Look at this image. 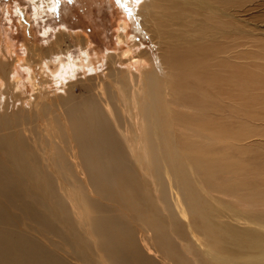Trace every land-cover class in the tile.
<instances>
[{
    "label": "bare ground",
    "instance_id": "1",
    "mask_svg": "<svg viewBox=\"0 0 264 264\" xmlns=\"http://www.w3.org/2000/svg\"><path fill=\"white\" fill-rule=\"evenodd\" d=\"M28 1L36 20L56 12L57 0ZM125 1L130 2L109 0L118 21L125 18ZM134 1L136 12H130L129 18L141 19L136 32L145 30L158 45L170 71L168 80L160 77L156 64L147 71L148 51L135 56L125 50L131 44L127 31L133 23L121 21L119 56L139 69V76H118L115 84L111 82L116 90L111 94L100 80L109 73L96 72L97 85L87 80L93 85L91 94L85 98L70 94L63 101L55 94L57 102H47L52 88L73 76L94 73L107 56L114 66V55L105 57L86 33L74 35L80 47L76 57L64 48L62 33L48 51L19 45L13 39L25 21L15 22L14 6L5 7L11 37L5 44L0 42V225L10 221L9 208L20 201V194L29 195L22 198L36 204L47 202L45 185L54 198L47 207L70 231L72 253L80 264H90L88 256L96 260L94 264H121V259L124 264H264L263 177L250 185V175L238 171L240 175L232 180L244 185L224 192L209 176L214 171L227 173L239 164L238 158L240 170H264V23L259 21L258 26L251 19L255 14L264 18V0ZM22 11L18 16L30 23L27 11ZM49 32L46 29L45 36ZM250 66L259 69L253 72ZM9 87L23 102L19 113L11 112L9 98L4 101ZM26 99L33 109L26 110ZM25 111L30 114L22 118ZM249 139L254 140L247 143ZM109 157L123 163L118 172L121 184L112 174ZM231 157L234 164L228 163ZM95 161L100 167L94 168ZM128 167L136 170L133 177L128 176ZM72 170L88 183L87 189L89 172L104 173L109 179V185L100 188L105 194L119 188L116 206H123L125 214L114 215L113 229L107 226L113 212L96 216L95 199H87L78 185L65 179L76 180ZM58 187L65 200L58 196ZM213 191L234 199L218 198ZM126 194L131 195L129 201ZM235 204L253 211L243 217ZM125 216L137 227L120 225ZM6 232L0 227V263L27 264L28 255H38L27 238L12 242Z\"/></svg>",
    "mask_w": 264,
    "mask_h": 264
},
{
    "label": "rangeland",
    "instance_id": "2",
    "mask_svg": "<svg viewBox=\"0 0 264 264\" xmlns=\"http://www.w3.org/2000/svg\"><path fill=\"white\" fill-rule=\"evenodd\" d=\"M61 1L62 0H57V5H56L57 9H56V12L53 15V17H48V18L44 17V18H42V20L41 19L36 20L35 12L33 11V6H32V4H30L31 2H29L28 0H9L7 2H0V42L5 44L8 40V38L11 37L10 36L11 33H10L9 25H8V23H9L8 16H7L6 11L4 10L5 7L7 6V4H10L11 6H14V8H13V10L15 12L14 15H15V17H17L16 19H14L15 22L20 20V18L22 20H24L25 22H27V23L24 22L23 28L19 27V30L17 32H15L17 34V36H16V39H13V40L15 42H18L19 45L24 44V45L31 46L33 44V45H35V47L37 49H40V50L45 49V51H48V47L51 45H54V42L57 41V35L59 33H62L61 41L63 43L64 48L68 47V49L71 51V55L76 57L80 54V51H79L80 47H79L78 43H76L77 41L75 38V36H76L75 33H81V34L86 33V35L90 36L93 39L94 46H96L98 48L100 47V51L103 53V55L105 57L107 55H110V54L114 55V57L112 59L114 60L115 65L112 66L109 63L111 61H107V59H108L107 58L108 56H107L103 62L104 65L103 64L97 65L98 68L96 70H92L94 73L89 72L88 75L86 74L87 76L80 75V74L73 76L70 80H66L65 83L59 84L58 85L59 87L56 85L54 88H52L51 92L47 93V95H48L47 102L48 101L57 102V100H55L56 95L60 97L61 101H63L65 98H68L70 96V94L74 95L78 98H85L88 94H91L93 92V85L91 83L87 82L88 78H91L95 85H97V79L98 78L100 79V77L97 76V74H95L96 72H100L102 74H105V76L109 73L108 78L102 77L100 80L105 84L106 88L109 89V92H111V94L116 93V90L114 88H111V82H112V84H115V80L118 76H121L123 73H128V74L132 73L135 77L139 76V74H140L139 69H136L133 66L130 67L128 62L126 60H121V57L119 56L122 49H120L118 47V42H117L118 27L117 26H118V24L120 25L123 21L128 22V23L130 22V24L133 23V24H131L132 26L129 27L130 29H128V31H127L128 37L131 38V44L128 45L129 47L126 46L125 50L128 49V51H130V52L133 51L132 54H134L135 56H136V54H139L143 50L148 51V53L145 55V58H144L146 65H149L147 68V71H152L153 70L152 65L154 66L156 64L155 66L158 68V69L156 68V71L158 73L160 72L159 73L160 77L162 79L165 78L164 80H168V78H169L168 76H170V71L166 70L167 67L162 60V54L159 50L158 45L154 44L151 37L148 36L149 34L147 32H145V30L143 32L145 35L143 33L141 34V33L136 32L137 28L141 29V24H139V23H141L140 22L141 19L138 20V22H136V21L134 22L133 20H130V18H129L130 12H136L134 0H130V2L125 1L126 3L124 2L126 4L125 5L126 12L124 13L125 18L120 19L119 21L116 20L115 17L112 15L113 10L110 7L109 0L108 1L107 0H75V1L74 0L73 1L66 0V2H67L66 5L63 3V1L62 2ZM78 1H80V2L78 3ZM105 1L108 3H106ZM138 2L140 4H142V0L138 1ZM22 9L26 10L27 15L30 16V23L23 16H21V17L18 16L19 13L23 15ZM69 9H71V10H69ZM16 11L18 13H16ZM65 14L67 17L65 16ZM68 14H69V17H68ZM255 16H256L255 19H253V18H251V19H252V21L255 20L256 22H258V26H259V21H260V23L261 22L264 23V18L260 20V18L258 17L259 16L258 14H255ZM65 18H67V19L65 20ZM46 29L50 30L49 35H46L48 37H46L44 34V31ZM25 55L26 56L28 55V57H29L28 59H30L32 57V55L27 54V53H24V56ZM33 57L30 59L31 62L35 61V59H36ZM116 59L120 60L119 63H117L118 61H115ZM10 60H12V59H10ZM10 60H8V62H10ZM252 62H254V61H252ZM255 62H257V61L255 60ZM164 65H165V67H164ZM101 66H102V68H101ZM127 67H128V69H127ZM250 67H252L253 72H255L257 69H259V67H253V66H250ZM99 68H101V69H99ZM114 70H116V71H114ZM127 71H129V72H127ZM133 71H135V72H133ZM136 71H138V72H136ZM144 71H146V70H144ZM8 89L10 91L12 90L11 92L14 93L13 89H10V87ZM10 91H9V95H5L6 98H4V101L9 98L11 101V103H9V105H10L9 107L11 108V112L12 113L13 112L19 113L20 112L19 110L23 109V102L19 101V96L17 98V95H15V93H14V95H15V97H14L13 93H11ZM69 91H70V93H69ZM43 92H45V90H43ZM238 92H241V90L237 91L236 93H238ZM26 102H27V104H26L27 106L25 105V107H27L26 110L33 109L32 106L29 104L28 99L25 100V103ZM5 103H3L2 106H4ZM14 103H17V104H14ZM29 105H30V107H29ZM117 107H118V109L121 110L119 105H117ZM29 114H30L29 111H25V113L22 114V118L28 116ZM252 140H254V139H249V141H246V142L250 143ZM261 141L262 140H260V142ZM246 142H244V144ZM109 160L112 164V170H111L112 174L115 176V178L121 184V177L118 174V172H119L120 166L123 163H119V161H114L112 157H109ZM235 161H236L235 158L231 157L229 159L228 163L234 164ZM238 161L240 164L241 160L239 158H238ZM239 164L232 165L231 168L229 169L230 171H228L227 173L214 171V172H211L209 174V176L212 178L213 181H217L218 183H220L219 186L222 188V191H224V192L228 188H233L235 190H238L240 187H242V185H244L242 180L238 181V182L232 180L235 178V176L240 175V174L246 173V174L250 175L249 181H248L250 185H252L253 183H255L257 181L262 180V179H260L262 177L264 179V170L263 171H254L252 169L240 170V169H238ZM97 166L100 167V164L98 161H95L94 168H98ZM238 171H240L239 172L240 174L238 173ZM133 172H136V170L132 171L128 167V169H127L128 176L133 177L134 176ZM72 174L74 175V179H76V180L72 181L68 177H66L65 179L67 181L69 180L68 183L70 185H75V184L78 185L80 188V192L81 193L84 192L85 195L88 196L87 199H89V200H90V198L95 199L94 203L98 208V211H96V213H95L96 216H102L103 214L109 215L110 213L113 212V215H111L109 217L110 223L107 220V223H108L107 226H110V228L113 229L111 224H113L114 215H117V214L124 215L125 214V212H124L125 210L122 209L123 206L122 207L121 206L119 207L118 205L116 206V202H117L116 199L118 200V197L120 196V195L118 196L119 188L112 187L109 190V194H105L103 189H104V186L109 185L108 184L109 179H107V177L104 173L98 174L95 172V173L91 174V172H89L90 175L88 174V176H87V178L91 179L89 181L91 188H89V189H87L88 183L81 180V178L79 177L78 174H76L74 171L72 172ZM75 174L77 177L75 176ZM116 175H118L119 177ZM97 176H99V178ZM100 177L103 179H100ZM85 183H86V185H85ZM91 184L94 185V189L92 188ZM201 184H204L202 180H201ZM99 185H100V187H99ZM217 187H218V185H217ZM100 188H103V189H100ZM47 189H48L47 186L44 185L43 186V193L44 194L46 193L45 195L48 196V200H47V202L40 203V204H36L33 201H31L30 199L27 200L26 197L22 198L23 196H29V195L24 194L21 196V194H20V201L15 203L12 207L9 208V211H11L10 212L11 213L10 221L8 223L4 222L3 224L0 225V227L2 229H4V228L6 229V231H7L6 235H9L8 238H12V242H17L22 237H25L29 240V242H28L29 248H31V250L34 251V254H36V252L38 253L37 256L34 255V258H32L30 255H28L27 261L30 264H80L81 262L77 261L75 256H73V253H72L75 250H74V247L72 245V238H71L70 231L69 230L66 231L67 229L65 227H62L59 224L58 215H56L54 213V211H52V210L49 211V209L47 207V204L50 201H53V199H54L51 192L49 191V189L48 190ZM59 189L60 188L58 187V189H57L58 190V196L60 198L64 199L65 197L59 191ZM91 189H92V193H90ZM98 189H99V191H98ZM212 189H213V185H212ZM95 190H96V193L94 192ZM100 190H102V191H100ZM99 192H100V195H98ZM209 192H211V191H209ZM214 192L215 191H213L212 194H214L218 198L228 199L227 197H229L231 199H234L228 195L224 194V196H222V195H220L218 193H214ZM114 193H116V194H114ZM169 193H170V197H171V192L169 191ZM110 194H112V197ZM202 195L206 200H209L210 202L215 203V201L211 200V198L208 197L206 194H202ZM126 196L128 197V201H129L131 198V195L126 194ZM126 204L127 203H125V205ZM235 205L238 206L240 213H242V215H244L243 217L248 218L251 214L250 211H253L250 207L244 206V208H243L238 204H235ZM111 208H113V209H111ZM91 211L92 210H88L89 213H92ZM51 216L57 217L58 218L57 221H54V218H52ZM73 219L74 218H72V220ZM117 220L118 221L116 222V224L118 225L120 220H119V218ZM223 220L226 221L227 219H223ZM131 222L132 221L128 218V216H125L124 222H122L120 225L126 224V226H129V227L131 225V229L136 228L137 226L135 224H131ZM230 222L232 224L242 225V227H246V226L251 227L250 224L245 225L241 221L231 220ZM72 223H73V228H75L77 224L74 222H72ZM243 225H245V226H243ZM33 226H35V227H33ZM80 230L81 229L79 228L77 230V232H78L79 236H82ZM79 231H80V234H79ZM63 232H64V234H63ZM67 232H69V233H67ZM29 233H31V234H29ZM24 234H25V236H24ZM13 237H15V240L13 239ZM5 238L7 239V237H5ZM68 238H70L71 241ZM172 238L174 239V235H172ZM224 240L228 243L231 242V239L229 237H225ZM81 242L84 243V242H86V240H82ZM36 243H37V245H36ZM80 246H81V243L79 244V248H80ZM40 247H42V248H40ZM27 248H26V250H29ZM91 249H93V248H91ZM137 249L138 250L140 249V245ZM55 256H57V257H55ZM85 256L87 257L88 255H85ZM36 257H37V259H36ZM51 257H52V259H51ZM58 258H59V260H58ZM88 258L92 259L90 264L95 263L96 260L93 259L91 256H88ZM62 260L64 262H62ZM124 262H125V259H121L119 261V263H121V264H124ZM29 263H27V264H29ZM82 263H84V262H82ZM0 264H3V263H0ZM4 264H6V262H4Z\"/></svg>",
    "mask_w": 264,
    "mask_h": 264
},
{
    "label": "water",
    "instance_id": "3",
    "mask_svg": "<svg viewBox=\"0 0 264 264\" xmlns=\"http://www.w3.org/2000/svg\"><path fill=\"white\" fill-rule=\"evenodd\" d=\"M6 1H8V0H0V2H6Z\"/></svg>",
    "mask_w": 264,
    "mask_h": 264
}]
</instances>
